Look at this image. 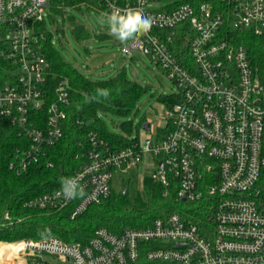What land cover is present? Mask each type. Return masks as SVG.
<instances>
[{"label":"built area","instance_id":"1","mask_svg":"<svg viewBox=\"0 0 264 264\" xmlns=\"http://www.w3.org/2000/svg\"><path fill=\"white\" fill-rule=\"evenodd\" d=\"M110 14L142 15L152 25L122 50H140L176 85L167 124L121 148L88 133L87 158L70 177L86 194L67 202L59 189L26 205L67 209L74 218L112 190L115 170L154 162L150 177L176 210L146 226L114 231L99 226L86 242L58 236L0 240V264H264V80L237 33L264 39V0H0V120L18 144L10 168L40 163L63 136L70 94L66 81L47 90L51 63L41 28L53 2ZM57 5V4H56ZM151 123V122H150ZM46 164L52 162L45 159ZM6 211L0 225L10 223Z\"/></svg>","mask_w":264,"mask_h":264},{"label":"trees","instance_id":"2","mask_svg":"<svg viewBox=\"0 0 264 264\" xmlns=\"http://www.w3.org/2000/svg\"><path fill=\"white\" fill-rule=\"evenodd\" d=\"M53 3L52 9L55 12L64 13L61 2ZM65 5H72V2L66 0ZM72 29L76 36L91 35L81 23H74ZM46 36L43 51L51 63L47 77L51 100L54 99V87L62 80L66 81L70 94L63 136L48 149V154L40 163L30 165L26 171L17 172L10 168L11 155L18 144L16 130L7 119L0 120V217L9 211L12 220L6 225H0V240L58 236L66 241L86 242L99 226L119 232L126 227L146 226L155 217L176 210L178 202L174 192L164 195L162 185L148 176L144 177V189L138 193L132 208L127 205V195L117 193L114 188L106 199L91 204L85 212L74 218L70 217L67 209L56 211L25 204L36 195L60 188L59 178L70 177L80 168L87 158L90 146L88 133L91 130L98 132L117 149L127 146L132 139H138L139 128H143L144 121L136 125V134L132 135L135 125L130 116L137 111L136 104L141 94L149 88L130 79L125 68L108 78L93 80L86 77L57 53L50 31L46 32ZM237 38L248 46L264 80V39L249 31L237 33ZM97 90L107 93V99L98 97ZM159 99L170 107L178 97L166 94ZM107 111L130 118L121 123L123 131L128 135L109 131L100 115ZM45 159L52 164H46Z\"/></svg>","mask_w":264,"mask_h":264},{"label":"rangeland","instance_id":"3","mask_svg":"<svg viewBox=\"0 0 264 264\" xmlns=\"http://www.w3.org/2000/svg\"><path fill=\"white\" fill-rule=\"evenodd\" d=\"M110 13L86 6H68L64 13L48 10L41 28L52 33L51 41L54 49L67 62L78 68L82 74L90 79L108 78L116 75L125 68L128 77L149 88L141 94L136 107L137 111L130 118L136 125L141 121L151 122V132H157L167 124V105L159 99L161 95H172L177 87L167 76L164 68L140 50H132L128 54L122 50L123 46L114 38L104 37L108 34L106 16ZM81 23L90 31L89 37L76 36L72 25ZM130 42L128 45H130ZM110 132L128 135L123 131L121 123L126 118L110 111L100 113ZM145 130L139 128L141 139L145 138ZM154 162L146 154L138 167L126 172L115 170L112 187L127 195V205L134 206L136 197L144 189V177H150L154 169ZM126 186H128L127 191ZM129 208H127L129 210ZM76 240H71L74 242ZM43 257L51 264H62L64 261L44 252ZM14 264V263H13Z\"/></svg>","mask_w":264,"mask_h":264},{"label":"clouds","instance_id":"4","mask_svg":"<svg viewBox=\"0 0 264 264\" xmlns=\"http://www.w3.org/2000/svg\"><path fill=\"white\" fill-rule=\"evenodd\" d=\"M152 25L151 18L142 15H118L109 14L106 16V27L108 35L124 48L130 42H134L142 34L147 33ZM98 97L107 99V93L100 90L96 91ZM59 194L67 202L81 201L86 198V194L82 191V187L73 177H60Z\"/></svg>","mask_w":264,"mask_h":264},{"label":"water","instance_id":"5","mask_svg":"<svg viewBox=\"0 0 264 264\" xmlns=\"http://www.w3.org/2000/svg\"><path fill=\"white\" fill-rule=\"evenodd\" d=\"M150 125H151L150 121L146 120V121L143 122V128L146 129V130L150 129ZM127 188H128V186H126V189L124 190L125 192L127 191Z\"/></svg>","mask_w":264,"mask_h":264}]
</instances>
